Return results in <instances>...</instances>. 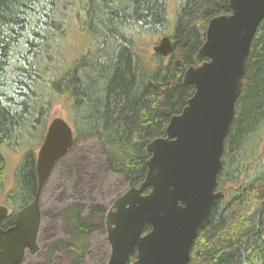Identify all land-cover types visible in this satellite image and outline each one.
<instances>
[{"label": "trees", "instance_id": "1", "mask_svg": "<svg viewBox=\"0 0 264 264\" xmlns=\"http://www.w3.org/2000/svg\"><path fill=\"white\" fill-rule=\"evenodd\" d=\"M66 1L0 0V197L9 155L25 149L5 196L14 212L37 195L36 150L62 97L70 102L75 143L98 139L109 169L122 174L129 187H140L151 157L147 145L166 136L170 119L195 92L184 75L201 63L197 54L210 20L232 12L229 0H182L167 32L174 51L156 53L159 61L151 66L143 60L137 37L165 17L164 1L92 0L81 18L82 33L91 43L61 66L57 39L66 32L60 18ZM131 28L137 35L126 33ZM222 160L218 190L225 197L198 232L188 264H264V20L252 42ZM84 209L75 203L63 211L71 220L73 241L50 250L68 249L71 264H85L90 236L100 227L82 215ZM89 210L107 212L101 206ZM150 229L147 225L145 231Z\"/></svg>", "mask_w": 264, "mask_h": 264}, {"label": "water", "instance_id": "2", "mask_svg": "<svg viewBox=\"0 0 264 264\" xmlns=\"http://www.w3.org/2000/svg\"><path fill=\"white\" fill-rule=\"evenodd\" d=\"M229 6L231 13L209 22L197 54L201 63L185 72L184 83L195 86L194 94L182 112L172 116L166 136L147 145L151 157L145 180L119 196L107 212V264H188L198 232L210 223L216 202L225 197L224 190H218L225 140L252 42L264 20V0H229ZM153 49L168 56L174 51L171 37L163 36ZM74 144L72 125L61 116L52 118L36 155L37 195L18 212L14 226H0V264H22L27 250L38 251L42 189ZM8 212L0 205V219ZM147 225L151 229L146 232Z\"/></svg>", "mask_w": 264, "mask_h": 264}, {"label": "rangeland", "instance_id": "3", "mask_svg": "<svg viewBox=\"0 0 264 264\" xmlns=\"http://www.w3.org/2000/svg\"><path fill=\"white\" fill-rule=\"evenodd\" d=\"M162 1L166 5L165 17L154 21L155 26L151 25L150 30L139 31L137 37L143 60L151 66L159 61L153 47L173 29L176 12L182 2V0ZM91 3L92 0H68L60 8V18L66 30L64 39L60 41L57 39L61 51V66H65L82 54L91 43L82 33L81 26L84 11L92 8ZM130 32L137 35L135 28L126 31L128 35ZM59 116L70 122V102L64 97L56 99L49 120ZM24 152L25 149H20L9 155L1 201L13 186V175ZM107 161L108 155L96 138L79 140L58 160L40 195L42 221L38 237L39 249L35 253L28 252L22 264H71L68 249L58 248L55 254L50 250L61 241H73L71 220L64 216L63 211L75 203L84 205L82 215L90 217L93 224L100 226L90 236L85 264H107L111 255V244L105 227L107 212L94 214L89 208L101 206L108 211L115 200L129 189V183L124 176L112 172Z\"/></svg>", "mask_w": 264, "mask_h": 264}, {"label": "flooded vegetation", "instance_id": "4", "mask_svg": "<svg viewBox=\"0 0 264 264\" xmlns=\"http://www.w3.org/2000/svg\"><path fill=\"white\" fill-rule=\"evenodd\" d=\"M0 205H5L9 208V212L7 215L3 216L1 219H0V226L1 228L3 229H8L12 226H14L15 224V221H16V217H17V214L18 212L21 210H18L17 212H14L13 208L11 207V205L9 204H6L5 203V199H3L1 202H0ZM42 212V211H41ZM42 221V220H41ZM40 229H41V226H40ZM40 232V230H39ZM38 237H39V233H38ZM38 237H37V243H38ZM61 249V248H59ZM30 252L29 250H27L26 254ZM25 260V259H24Z\"/></svg>", "mask_w": 264, "mask_h": 264}, {"label": "bare ground", "instance_id": "5", "mask_svg": "<svg viewBox=\"0 0 264 264\" xmlns=\"http://www.w3.org/2000/svg\"><path fill=\"white\" fill-rule=\"evenodd\" d=\"M83 21V20H82ZM95 33V32H94ZM170 36V35H169ZM97 37V36H96ZM74 62V61H73ZM55 67V66H54Z\"/></svg>", "mask_w": 264, "mask_h": 264}]
</instances>
